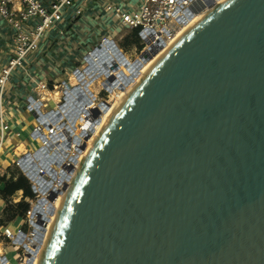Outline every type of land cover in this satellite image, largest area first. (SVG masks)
Here are the masks:
<instances>
[{
	"label": "water",
	"instance_id": "water-1",
	"mask_svg": "<svg viewBox=\"0 0 264 264\" xmlns=\"http://www.w3.org/2000/svg\"><path fill=\"white\" fill-rule=\"evenodd\" d=\"M94 139L42 264H264V0L192 23Z\"/></svg>",
	"mask_w": 264,
	"mask_h": 264
},
{
	"label": "built area",
	"instance_id": "built-area-1",
	"mask_svg": "<svg viewBox=\"0 0 264 264\" xmlns=\"http://www.w3.org/2000/svg\"><path fill=\"white\" fill-rule=\"evenodd\" d=\"M197 1L206 4L205 0H140L136 8H123L117 3H108L106 12L119 23L120 28H111L103 35L101 41L105 43L98 52L94 49L95 46L91 47L84 57L85 63L78 62L67 81L61 84H48L37 75L29 77L36 83L37 102L40 103L37 109L31 108L38 121L31 135L39 140L40 147L35 152L28 151L25 154L27 158L22 168L19 160L13 165L29 182L31 193L23 198L27 210L23 214L22 225L15 232L8 226L1 229L0 264H7L3 252L6 246L17 247L18 264H37L43 239L51 226L50 220L59 206H53L56 199L59 195H64L78 163L88 146H92L94 130L104 121L112 102L123 96L124 85L115 75L118 72L116 65L108 73L98 71L108 69L115 62V54L123 60L125 66L131 61L119 48L117 36L123 30L139 31L144 47L135 55L133 64L149 47H158L161 44L165 47L172 42L185 26L183 22L188 25L194 17L209 10L205 6L199 14L189 19V8ZM213 1L216 3V0ZM72 7L73 0H0V30L10 36L9 40H0V50H4L3 55L8 59L6 65L0 69V146L5 135L11 131L1 108L4 90L12 80L13 71H25V58L29 54L39 53L44 35L62 22L64 14H68ZM82 12L75 9L73 16L81 15ZM110 78L113 80L110 81ZM121 80L126 82V74H123ZM42 93L52 95L51 97H54V93L57 94L60 101H53V111L58 114L48 115L44 111L49 101H41ZM64 93L68 94L66 101H63ZM107 99L110 101L106 107L104 102ZM62 103L63 109L60 108ZM52 195L55 197L51 200ZM28 198L31 200L27 201ZM20 199L21 194L18 197ZM45 208L46 214H43Z\"/></svg>",
	"mask_w": 264,
	"mask_h": 264
},
{
	"label": "crops",
	"instance_id": "crops-1",
	"mask_svg": "<svg viewBox=\"0 0 264 264\" xmlns=\"http://www.w3.org/2000/svg\"><path fill=\"white\" fill-rule=\"evenodd\" d=\"M111 2L129 8L136 7L140 0H75L72 11L80 9L83 11L82 14L76 16L73 22H69L71 19L65 17L63 19L65 22L63 24L60 23L57 27L52 28L50 30L52 39L47 45L43 46L40 52V56H44L45 58L41 59L39 56L36 58L35 62L30 65L26 62L25 71H21V75L15 77L6 88L4 92L5 100H3V106H5V108L3 109L2 106L1 109L4 113L8 114L9 123L11 125V127L9 125L11 129L9 134L12 135L6 140L4 139L0 146V176L6 173L5 168L8 164L12 167L15 162L30 151L26 143L28 141V136L32 134L31 132L37 126H35L32 117L25 112V108L30 114H33L31 108L34 106L30 101L33 100L37 103L38 95L35 91L36 83L29 77L37 75L42 81L48 82V84L51 85L52 83H63L65 80L62 79L61 75L65 72L70 75V69L73 67L74 71L76 64L80 62V59L76 56L77 53L84 47L87 53L89 48L94 47L101 41L103 35L108 33L111 28H115L113 18L107 14L105 10L107 4ZM97 6L101 8L100 12L97 10ZM101 19L103 20V27L101 23L98 22L101 21ZM98 30H100V34ZM58 34L60 36L62 35L61 39H58ZM2 39L9 40V33L0 30V40ZM56 44L58 45L57 48L55 47ZM3 51V49L0 50V69L7 59V57L3 55ZM51 52H54V56H51V59H47ZM63 63L68 64L64 71L60 69ZM29 66L34 70L38 68L40 71L29 72ZM18 197L19 194L16 201H18ZM1 201L2 198L0 197V216L5 207V203ZM0 229H2V226H0Z\"/></svg>",
	"mask_w": 264,
	"mask_h": 264
},
{
	"label": "bare ground",
	"instance_id": "bare-ground-1",
	"mask_svg": "<svg viewBox=\"0 0 264 264\" xmlns=\"http://www.w3.org/2000/svg\"><path fill=\"white\" fill-rule=\"evenodd\" d=\"M229 1H231V0H216V3L215 2L214 3L216 4V6L217 5H222L223 6L225 3L229 2ZM220 8H218L217 10H214V11H212L210 13H207V12L210 11L211 9L206 10L203 13V16H196V17H194L189 22L188 25H185L183 28L180 29V31L177 33V36L175 37V39L172 42L168 43L164 48L160 49L157 54L151 53L150 50L147 49L146 50V54H147V56H149V58L147 59V61L145 63H142V65H141V67L139 69L137 67H134V66H132V68H134V69L131 68L132 61H129L128 62V66L123 65V63H122L123 60H121L120 58H118V56L115 54V57H114L115 58V62L112 63V64H110L109 67H108V69H106V70H104V69L98 70V71H102L104 73H108L110 70H112V66L113 65H116V67L118 68V72H116L115 75H117V77L119 78V81L124 86H122L123 96L114 99V101L111 104V107L107 111V114L105 116L104 121L100 125H98L97 128L94 130L93 137L91 138V145H92V142H93V139L94 138L95 139L98 138L99 140L102 138L103 133L109 128V124L111 122V119L114 118V116L117 114V112L123 106V104L125 102V99H126V95H128V96L129 95H133L136 92L137 86L143 84V82L145 81V77L147 76V74L149 73V71L158 62H161V57L162 56H167L169 54V52L180 41L181 35H187L188 31L191 29V24L192 23L203 22V21L207 20L210 17V15H212L214 12L220 10ZM204 14H205V16H204ZM111 52H113V51L111 50ZM137 61L141 62L140 59L139 60L137 59ZM123 74H126V76H127V80H126L125 83H123V81L121 80ZM53 95H54V97H51L52 95L42 94L41 95V101L48 100L51 103H53V101L56 100L55 98H57V94L54 93ZM95 139H94V141H95ZM89 146H88L86 152L84 153L85 158H82L81 161L78 163L77 169L75 171L76 174L74 173L75 176L73 175L74 178L73 177L71 178V179H74L72 184H74V182L76 180L78 181L80 179L81 168L87 166L89 153L92 152L95 149V147H96L95 145L92 148H90ZM86 158H87V160H86ZM72 184L70 185V183H69V185L71 187H72ZM71 187H69V190H70ZM61 196L62 195H59V197L56 199V201H55V203L53 205L54 207H57L58 204L60 206L61 205L60 202L63 203L62 201L65 200L64 198H62V199H64V200H62L61 199ZM66 196H65V198H66ZM62 205H61V207H62ZM46 209L47 208H45V211L43 212V214H46ZM55 215H56V212H55ZM55 215H54V217H55ZM54 217L51 218V220H50L51 226L49 227V230L47 231V234L45 235V237L43 239L42 247H41V249L39 251V254H38V260L40 258L41 262H40V260H39V262L38 261L37 262L40 263V264L43 263L44 255L47 252V243H49L50 238L52 239V236H53V235L51 236L50 229H51V232H52L53 223H54L55 218H56V217L55 218Z\"/></svg>",
	"mask_w": 264,
	"mask_h": 264
},
{
	"label": "trees",
	"instance_id": "trees-1",
	"mask_svg": "<svg viewBox=\"0 0 264 264\" xmlns=\"http://www.w3.org/2000/svg\"><path fill=\"white\" fill-rule=\"evenodd\" d=\"M117 38L119 48L129 56L138 55L143 50L144 45L137 29L123 31ZM0 186V197L5 203L0 216V226L5 227L16 218L23 217L27 210V204L23 198L31 193V187L14 166L0 176ZM18 194H21V199L16 201Z\"/></svg>",
	"mask_w": 264,
	"mask_h": 264
},
{
	"label": "rangeland",
	"instance_id": "rangeland-1",
	"mask_svg": "<svg viewBox=\"0 0 264 264\" xmlns=\"http://www.w3.org/2000/svg\"><path fill=\"white\" fill-rule=\"evenodd\" d=\"M74 1L75 0H73V3H74ZM123 8H125V6H122ZM137 7V6H136ZM136 7H134V8H136ZM100 7H98L97 6V10L100 12ZM106 10V9H105ZM107 13V12H106ZM108 14V13H107ZM74 15V13H73V11L70 9V11H69V13L68 14H64V16H63V19L65 18V17H67V18H69V17H72L71 18V20H69V22H73L74 21V19L76 18V16H73ZM99 15V14H98ZM112 17V16H111ZM99 18V17H98ZM113 18V17H112ZM99 20H100V18H99ZM114 20V19H113ZM63 21V20H62ZM102 19H101V21H98V22H100L101 23V26L103 27V25H102ZM65 22V20L63 21V22H60V23H64ZM114 22H115V20H114ZM59 23V24H60ZM59 24H57L55 27H57ZM115 28L117 29V28H120V26H119V23H117V22H115ZM123 31H126V30H123ZM122 31V32H123ZM98 32H99V34H100V30H98ZM101 32H102V30H101ZM121 32V33H122ZM112 35V34H111ZM59 38L58 39H61L62 38V35L60 36L59 34L57 35ZM115 36V35H114ZM119 36V35H118ZM117 36V37H118ZM52 39V35L50 34V31L49 32H47L45 35H44V38H43V40L41 41V43H40V50H39V53L38 54H36L35 56L34 55H31V54H29L26 58H25V62H27L28 63V65H30L31 63H33V62H35V60H36V58L37 57H39L40 56V52H41V49L43 48V46L44 45H47L48 43H49V41ZM118 41V38H116V42ZM118 43V42H117ZM55 47L57 48L58 47V45L56 44L55 45ZM90 49V48H89ZM125 54V53H124ZM85 55H86V48L84 47L81 51H79L78 53H77V58L78 59H80V62L82 63V64H84L85 63V61H84V57H85ZM126 55V54H125ZM51 56H54V52H51L50 53V56L49 57H47V59H51ZM127 56V58L129 59V60H134L136 57H135V55L133 54L132 55V57L131 56H129V55H126ZM40 58L41 59H44L45 57L44 56H40ZM7 61H8V59H6V61L4 62V64H3V66H5L6 65V63H7ZM61 66L62 67H60V69L62 70V71H64L65 70V67L66 66H68V64L67 63H63V64H61ZM28 70H29V72H36V71H40L38 68H36L35 70L31 67V66H29V68H28ZM70 71L72 72L73 71V67L70 69ZM71 72H69V73H71ZM32 74V73H31ZM21 75V72L20 71H13V74H12V80L10 81V83L13 81V79L15 78V77H19ZM61 77H62V79H64L65 81H67V79H68V77H69V74L67 73V72H65V73H63L62 75H61ZM10 83H8L7 84V86H6V88L8 87V85L10 84ZM6 88H5V90H6ZM5 90H4V92H5ZM56 100H55V102L56 101H60V99L58 98V96H57V98H55ZM3 100H5L4 99V94H3ZM5 108V106H3V109ZM54 108H55V104H54V102L53 103H51L50 101L46 104V109L44 110V111H46V112H51V111H53L54 110ZM25 112H27L31 117H32V119H33V121L35 122V126H37L38 125V121H37V119L34 117V115L31 113H29L28 112V110L25 108ZM33 115V116H32ZM5 119H6V121L8 122V124L10 125V123H9V118H8V114H6L5 113ZM10 127H11V125H10ZM32 133V132H31ZM12 134H6L5 135V137H4V139L6 140L9 136H11ZM26 145H27V148H28V150H30L29 152H35L36 150H38L39 149V147H40V142H39V140H37V139H34V137L32 136V135H30V136H28V141H27V143H26ZM11 166L8 164L7 166H6V168H5V170L7 171L9 168H10ZM31 200V198H28L27 199V201H30ZM2 203H4V201L2 200L1 201ZM22 222H23V217H21V218H16L14 221H12L10 224H8L7 226L12 230V232H15V230L17 229V228H19V226H21L22 225ZM12 225V226H11ZM1 234H2V230L0 229V236H1ZM3 252H4V254H5V257L7 258V264H18V261H19V253H18V249H17V247H13V246H6V247H4L3 248Z\"/></svg>",
	"mask_w": 264,
	"mask_h": 264
}]
</instances>
